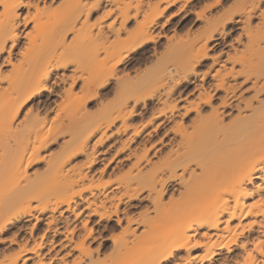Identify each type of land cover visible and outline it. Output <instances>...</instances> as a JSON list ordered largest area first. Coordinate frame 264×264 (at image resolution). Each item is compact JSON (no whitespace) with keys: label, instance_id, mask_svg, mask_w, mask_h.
Masks as SVG:
<instances>
[{"label":"bare ground","instance_id":"bare-ground-1","mask_svg":"<svg viewBox=\"0 0 264 264\" xmlns=\"http://www.w3.org/2000/svg\"><path fill=\"white\" fill-rule=\"evenodd\" d=\"M196 1L0 0V264H264V0Z\"/></svg>","mask_w":264,"mask_h":264},{"label":"rangeland","instance_id":"rangeland-1","mask_svg":"<svg viewBox=\"0 0 264 264\" xmlns=\"http://www.w3.org/2000/svg\"><path fill=\"white\" fill-rule=\"evenodd\" d=\"M32 1H35V0H32ZM153 2L155 1V0H152ZM157 1V0H156ZM199 2V3H198ZM198 3V4H197ZM232 3H233V1L232 0H223V2H221V4H220V7H218V9L219 8H225V9H228V8H231L232 7ZM196 4V5H195ZM195 4H193V8H194V12L195 13H200L201 12V10H202V5H204L202 2H200L199 0L198 1H196L195 2ZM207 5H208V2L206 3ZM195 5V6H194ZM26 12H27V9H25V8H20L19 10H18V14H19V16L20 17H23V16H25V14H26ZM194 12H192L191 14H189V15H185L184 17H183V15H181V16H178L176 19H177V21L179 22V26H177V28L175 29V34H177V37H184L185 35H187V34H199L200 32H201V29H202V22L201 21H198L197 20V18H195V15H193V13ZM96 16L92 19V20H96ZM180 19V20H179ZM194 19H195V21H194ZM189 22H190V24H189ZM229 28H230V31H228L227 32V34H225V36L223 37V39L222 38H220V39H218V41H217V45H215L216 43H212L211 45L212 46H210V48L208 49V51H207V53L210 55V56H218L217 55V52L219 51V50H221V49H223V51H226V46H227V43H229V41H230V39H231V42L233 43V39H234V37L236 38V27L234 26V25H229L228 26ZM30 28V26H29V24L26 26V27H24L23 25H22V23L20 24V26H19V30H18V34H19V36H20V40H19V46L21 45V43L23 42V38H22V32L23 31H25V30H27V29H29ZM168 32L166 33V34H168L169 36H171V35H173V30L172 29H170V30H167ZM230 38V39H229ZM233 38V39H232ZM222 41V42H221ZM161 45L163 44L164 45V40H161V43H160ZM215 46H214V45ZM222 45H224V46H222ZM218 53H220V52H218ZM214 54H216V55H214ZM212 56V57H213ZM139 57V55H135V58H138ZM212 57L210 58H208V59H204V60H201L200 61V64L196 67V74L194 75V76H192V77H190L189 78V83H192V84H190L191 86H189L188 85V90L190 89V91L189 92H191L192 91V89H193V87H194V83H195V85L196 84H202L203 85V87L204 88H207L211 83H212V81H211V78H210V74L213 72V70L217 67V61L215 62V61H213V60H210V59H212ZM219 57V56H218ZM222 57V58H221ZM217 58V57H216ZM220 60L221 59H223V54L220 56V58H219ZM219 61V60H218ZM166 62V58H164V59H162L158 64H156L155 66L153 65V63L154 62H152L151 64L149 63L148 64V66H149V69H150V67H153V69H152V72H154V71H156V70H158V69H161L162 68V66L164 65V63ZM212 62H215V63H213L212 64ZM148 66L145 68V67H141L140 68V70H143V69H148ZM131 71H133V70H131ZM152 72H151V74H152ZM209 72V73H208ZM126 73V72H125ZM133 73V72H132ZM131 73V75H133ZM204 73H206L205 74V76H204V78H203V80H201V81H203V82H201L200 81V79H202V77H203V74ZM209 74V75H208ZM202 76V77H201ZM201 77V78H200ZM159 84H157V85H155V86H158ZM162 92V90H161V88H158L157 90H156V93H161ZM109 99H111L112 97H111V95L108 97ZM107 98V99H108ZM108 99V100H109ZM58 101V99L57 98H51L50 100H49V102L47 101L46 102V104H47V106L45 107V108H47V109H45L46 111L48 110H52L53 109V107L56 105H54V103H56ZM97 106V105H96ZM96 106H90L89 108H88V110L90 111V112H94V111H96V109H97V107ZM49 107V108H48ZM52 108V109H51ZM159 109H161V107L159 108ZM57 110V109H56ZM58 111V110H57ZM57 111H55V109H53L51 112H49V117H52V116H54L52 113L54 112V113H57ZM144 117V116H143ZM52 118H54V117H52ZM146 118H148V116L146 115L144 118H143V120H145ZM142 120V121H143ZM135 123H139L141 120H140V118H137V120L135 119ZM150 127L151 126H148L147 128H146V130L145 131H151L150 130ZM151 133V132H150ZM161 134H162V131L161 130H159V132H158V134H154V133H152L151 135H152V142H157V139H158V137H160L161 136ZM143 136H145L144 134H143ZM114 139L115 140H117L118 139V137H114ZM114 139H110L108 142H107V144H112L113 142H114ZM142 139V138H141ZM53 140H54V138H52V139H50V141L47 143L48 145L46 146V150H48L50 147V149H49V151L50 152H52V153H55V152H57L58 151V143H56V145H55V142H53ZM51 143V145H49ZM50 146V147H49ZM111 152H112V150H110L108 153L109 154H111ZM123 155L124 154H120L118 157L119 158H121V157H123ZM105 156H107L108 157V154H106ZM107 157H105V159L107 158ZM80 160V159H79ZM116 161V160H115ZM114 161V162H115ZM105 161H100V160H98V162H96V166H94V167H96V168H100L101 167V164L102 163H104ZM129 164V162L127 163V162H125L124 164H123V166H122V168H124V166L126 167V165H128ZM43 163L41 162V163H39L38 165H35V166H33L32 168H34L36 171H37V173H40L41 171H43L42 169H43ZM38 167V168H37ZM112 167H113V164H112ZM33 169V170H34ZM39 169V170H38ZM34 170V171H35ZM63 221L62 220H58V221H56V223H54V224H52L51 226H50V228L49 229H46L45 228V226H43V223H41V222H39L38 224H36V228L34 229V231H33V235H38V234H41V233H43V232H45V234H46V237H49V236H51L50 234L52 233V229L54 228V227H61L62 225H63ZM93 226V225H92ZM53 227V228H52ZM95 229L97 228V227H94ZM95 232H97V229L94 231V233ZM108 232V231H107ZM105 233V236H107V233L106 232H104ZM114 233V232H113ZM112 233V234H113ZM115 234H116V232H115ZM6 236V235H5ZM52 237V238H51ZM50 238H51V240H52V245L54 246V251L53 250H51V247H49L50 246V244L49 245H46V249H50L49 251H50V253H49V251H47V253L44 255V261L45 260H47L48 259V257H52V259H54L55 258V253H56V257H60V255H64L66 252L65 251H62V250H59V248H58V244H59V240L61 239V236H51ZM58 243V244H57ZM108 244H109V242H108ZM52 246V247H53ZM6 246H4V248H5ZM3 248V249H4ZM8 251L9 250H6V252L8 253ZM10 252H12L11 250H10ZM110 252V250H108V249H106L104 252H102V257L103 256H105L106 254H108ZM196 252H198V250L196 251ZM241 251L238 249V247H233V251H232V256H234V257H236L237 255H239V253H240ZM104 253V254H103ZM199 253H200V251H199ZM72 254V253H71ZM70 254V256H67V258H66V260L67 261H70L71 260V257H72V255ZM181 255H183L184 256V253H180ZM55 261V262H54ZM171 261V260H170ZM57 263V261L56 260H53V264H56Z\"/></svg>","mask_w":264,"mask_h":264}]
</instances>
